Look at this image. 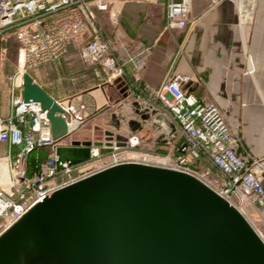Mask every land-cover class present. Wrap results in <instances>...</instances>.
<instances>
[{
  "label": "built area",
  "instance_id": "built-area-1",
  "mask_svg": "<svg viewBox=\"0 0 264 264\" xmlns=\"http://www.w3.org/2000/svg\"><path fill=\"white\" fill-rule=\"evenodd\" d=\"M110 1L122 0H0V43L4 35H11L19 47L21 62L17 74L8 77L12 112L7 118H0V145L22 146L19 151L0 156L7 172L6 189L0 180V219L7 221L2 232L56 190L123 163L187 173L241 214L244 202L253 207L264 203L261 185L264 157H254L244 148L238 127L214 103L187 91L192 83H201V79L193 82L187 76L168 75L155 89L146 85L136 88L139 78L135 57L124 44L105 36L96 23L95 13L106 12ZM154 1L164 3L166 30L185 32L183 42L178 45V52L182 53L190 31L188 14L193 0ZM207 1L209 8L230 1L237 11L239 28L251 21L257 8V0ZM85 31L89 39L78 43L77 59L91 70L105 103L90 111L83 103L76 107L58 103L63 113L56 114L57 123L52 124L37 104L21 101L20 77L29 70L59 63ZM129 65H133V72L127 69ZM109 89L116 91L114 102L105 94ZM132 103H137L143 114L156 111L165 115L173 128L168 142L176 143V148L157 154L145 150L137 136H126L123 140L118 135L123 147L114 142L106 160H102L104 156L99 149L91 146L88 162L75 166L62 164V169L56 170V147L71 146L73 142L82 146L83 142L73 138L78 132L98 121L113 106ZM181 140L183 144L178 143ZM93 142L94 139L89 144ZM39 149H49L50 154L44 160H36L31 169L29 158ZM187 154L193 156L194 163Z\"/></svg>",
  "mask_w": 264,
  "mask_h": 264
},
{
  "label": "water",
  "instance_id": "water-1",
  "mask_svg": "<svg viewBox=\"0 0 264 264\" xmlns=\"http://www.w3.org/2000/svg\"><path fill=\"white\" fill-rule=\"evenodd\" d=\"M20 99L37 104L52 124L63 113L27 72ZM130 106L141 122L156 113ZM129 125L140 126L134 119ZM103 136L92 144L56 147V170L88 162L91 146L102 155L111 153L114 142L123 147L113 132ZM22 254L30 257L23 261ZM0 264H264V242L238 210L197 178L123 163L35 205L0 235Z\"/></svg>",
  "mask_w": 264,
  "mask_h": 264
},
{
  "label": "crops",
  "instance_id": "crops-1",
  "mask_svg": "<svg viewBox=\"0 0 264 264\" xmlns=\"http://www.w3.org/2000/svg\"><path fill=\"white\" fill-rule=\"evenodd\" d=\"M118 8L121 12L125 46L130 49L138 66L139 81L136 88L141 89L146 85L155 89L168 75L187 76L193 82L201 79V83L197 85L192 83L187 91L214 103L229 122L238 127L244 148L254 157H264V0H257L253 18L242 28L238 26L237 11L230 1L209 8L207 0H193L188 14L190 31L182 53L178 52V45L183 42L185 32L176 31V42L165 35L163 30L165 9L162 1L122 0ZM74 43L61 60L63 66L64 62L70 59L69 53ZM145 48L148 49L147 52L142 50ZM74 60L78 62L77 75L82 80L76 89L73 88L66 94L54 88H46L33 75L30 76L57 103L67 102L72 107L83 103L88 111L103 106L104 94L96 89L91 70L79 63L77 48ZM48 69L51 70L50 67ZM127 69L133 72L134 67L129 65ZM2 83L3 78H0V84ZM10 87L11 85L7 87L4 83L0 86L2 119L7 118L12 112L11 98L6 97L9 95ZM115 92L110 89L105 92L112 102L116 97ZM118 105L113 106L110 112L103 113L98 121L85 129L91 130L90 126L96 128L99 126L102 133L107 130L113 132L115 136H121L120 124L113 121V114ZM133 118L134 114L126 120L129 122ZM136 122L139 125L141 123L152 125L151 116L147 122ZM159 130L158 125H152L150 129L140 131L139 136L145 150L157 154L169 153L176 148V143H170L168 140L162 142V137L148 142L150 138H155ZM178 143L183 144V140ZM16 151L17 147H12L9 143L0 145V156ZM49 154V149H39L31 157L41 161ZM187 157L194 163L191 154H187ZM0 180L6 189L7 172L3 161H0ZM261 185L264 188L263 177ZM241 212L264 242V203L253 207L244 202L241 205ZM6 222L0 219V235L7 230L2 232Z\"/></svg>",
  "mask_w": 264,
  "mask_h": 264
},
{
  "label": "rangeland",
  "instance_id": "rangeland-1",
  "mask_svg": "<svg viewBox=\"0 0 264 264\" xmlns=\"http://www.w3.org/2000/svg\"><path fill=\"white\" fill-rule=\"evenodd\" d=\"M119 3L120 1H110L107 5V11L95 13V19L99 29L105 36L125 45V34L121 22V12L120 10H118ZM163 30L168 38L176 42V31L169 33L166 30L165 25ZM88 35L89 33L85 31L81 34L80 37L77 38V41L70 49V59L64 62V66L61 64L60 61L57 64L42 66L33 70H29L27 71V73L33 75L36 80L42 83V85H44L46 88H54L58 92L64 94H66L69 90H72L73 88L76 89L80 85L82 80L80 76L77 75V71L79 69L77 65L78 62L74 60L75 50L77 48L76 43L85 42L89 39ZM142 50L144 52L148 51L147 48ZM4 51L5 58H2V56L4 55ZM66 64H68L69 66H66ZM49 67L51 68V70H47V68ZM20 68L21 62L19 47L15 42L14 38L11 35L6 34L3 36L2 41L0 43V78H3V83L6 84L7 87L10 86L8 77H14V75L17 74ZM3 83L0 84V86L3 85ZM99 94L101 95V97H103L101 93ZM8 96L10 98V95H6V97ZM134 113H136V111L132 109L130 105L126 104L118 105V107L114 111L113 121L115 123L120 124L119 130L123 140L126 136H137L140 138V131L148 130L151 128L152 125H158L160 127V130L158 131L155 138H150L148 142L155 141L159 137H162V142H166L168 140V137L172 133L173 128L171 123L167 120L163 113H154L151 115L152 125L148 123H141L138 128H133L129 125V122L126 120V118H130V116ZM97 127L98 128H96V126H90L89 128H91V130L84 128L74 136V139L79 142L81 141L84 144L91 143L92 139H94L95 141H102L104 137L102 130L99 128V126ZM140 139L142 140V138ZM103 156L104 157L102 158V160L104 161L107 157H105V155ZM22 255L23 261H26L30 257L29 254Z\"/></svg>",
  "mask_w": 264,
  "mask_h": 264
},
{
  "label": "trees",
  "instance_id": "trees-1",
  "mask_svg": "<svg viewBox=\"0 0 264 264\" xmlns=\"http://www.w3.org/2000/svg\"><path fill=\"white\" fill-rule=\"evenodd\" d=\"M36 159L32 156L29 158V166L31 169H34L35 165H36Z\"/></svg>",
  "mask_w": 264,
  "mask_h": 264
}]
</instances>
